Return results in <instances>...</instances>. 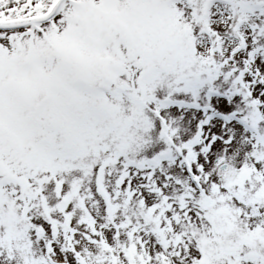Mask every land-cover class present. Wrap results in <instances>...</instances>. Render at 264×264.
I'll use <instances>...</instances> for the list:
<instances>
[{"label":"snow or ice","instance_id":"snow-or-ice-1","mask_svg":"<svg viewBox=\"0 0 264 264\" xmlns=\"http://www.w3.org/2000/svg\"><path fill=\"white\" fill-rule=\"evenodd\" d=\"M0 264H264V0H0Z\"/></svg>","mask_w":264,"mask_h":264}]
</instances>
